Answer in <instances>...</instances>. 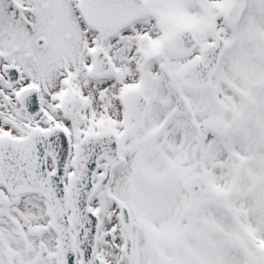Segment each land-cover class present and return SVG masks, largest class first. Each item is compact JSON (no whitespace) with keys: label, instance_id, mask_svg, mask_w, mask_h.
Listing matches in <instances>:
<instances>
[{"label":"snow or ice","instance_id":"1","mask_svg":"<svg viewBox=\"0 0 264 264\" xmlns=\"http://www.w3.org/2000/svg\"><path fill=\"white\" fill-rule=\"evenodd\" d=\"M0 264H264V0H0Z\"/></svg>","mask_w":264,"mask_h":264}]
</instances>
